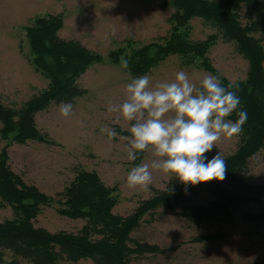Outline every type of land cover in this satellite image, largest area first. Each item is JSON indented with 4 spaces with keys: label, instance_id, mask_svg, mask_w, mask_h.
<instances>
[{
    "label": "rangeland",
    "instance_id": "rangeland-1",
    "mask_svg": "<svg viewBox=\"0 0 264 264\" xmlns=\"http://www.w3.org/2000/svg\"><path fill=\"white\" fill-rule=\"evenodd\" d=\"M171 0H0V99L6 106L20 107L33 95L49 84L32 61L25 26L36 17L61 15L63 27L59 36L64 40L80 42L87 49L102 54L104 60L93 64L77 81L86 91L72 104L68 117L60 114L62 103L52 102L36 115L38 128L47 133L54 143L28 141L14 142L8 148L9 164L29 184L42 192L56 195L67 187L75 176L76 166L97 171L108 186H117L118 204L115 214L132 213L141 201L149 199L157 191L166 190L172 174L153 170L148 188L129 187L127 174L132 167L127 158L130 122L122 117L112 121L119 113H109V102L119 104L126 99L125 85L135 76L112 62L108 53L128 46L126 52L151 42H164L171 30L170 16L174 9ZM247 8L242 14L245 15ZM190 38L205 40L218 30L201 18L191 22ZM264 46V33L257 34ZM207 56L222 76L231 81L245 79L249 69L248 60L239 53L234 42L221 35ZM179 71L188 74L197 86L204 76L211 73L197 65L186 66L177 55H171L147 75L152 85L175 79ZM212 75V74H211ZM115 128L118 135L109 140L100 128ZM126 131L127 134H121ZM0 139V152L9 143ZM239 136L222 137L210 152L209 159L220 152L227 157L236 151ZM156 157L147 151L141 162L151 163ZM250 184H264V152L248 161L242 173ZM210 185L198 186L186 192L190 204L215 209L212 202L217 196L209 190ZM230 205L229 213L214 210L211 219L192 221L182 215L185 204L172 207L160 206L146 214L141 225L132 232V238L155 245L161 250L133 256L130 264H264V198L259 201ZM246 213L258 214L257 219ZM10 207H0V223L12 218ZM34 224L52 233L67 231L78 233L86 219L60 215L56 208L44 206ZM218 234L215 239L197 241V236ZM131 246H133L131 244ZM25 264H30L25 262ZM76 264H94L81 260Z\"/></svg>",
    "mask_w": 264,
    "mask_h": 264
},
{
    "label": "trees",
    "instance_id": "trees-1",
    "mask_svg": "<svg viewBox=\"0 0 264 264\" xmlns=\"http://www.w3.org/2000/svg\"><path fill=\"white\" fill-rule=\"evenodd\" d=\"M170 4L174 11L170 16L171 30L164 42H151L127 53L129 44L112 50L108 57L116 64L121 59L128 60L127 70L135 77L148 74L171 55L180 57L186 66L197 65L212 75H221L207 54L219 35L236 44L239 53L249 62L246 78L235 81L239 84L240 107L247 110L248 120L238 135L236 151L225 157L224 180L185 185L171 176L166 190L157 191L155 196L141 201L126 216L113 211L119 201V188L108 186L97 171L76 166L70 184L56 195L44 193L25 181L9 164L10 144L54 143L38 128L36 115L52 102H73L83 96L86 91L77 81L93 64L104 60L102 54L87 49L80 42L59 36L63 27L61 15L36 17L25 26V33L31 61L49 84L18 108L6 106L0 99V139L10 141L0 152V207L13 210L12 218L0 223V264H76L87 259L94 264H130L135 255L140 257L161 250L131 235L146 214L162 205L185 204L182 215L195 222L211 219L214 210L228 214L230 205L264 198V184H250L242 176L249 159L264 152V46L257 37L264 33V0H171ZM244 8H247L245 15L242 14ZM195 18L203 19L218 33L202 41L191 39L190 22ZM221 77L224 85L231 81ZM228 118L234 121L236 113ZM146 152L131 164L140 165ZM205 184H209V190L217 196L212 202L215 209L192 205L186 198L187 191ZM44 206H54L62 216L86 219V224L78 233L63 230L52 233L38 228L34 221ZM246 217L257 219L259 215L246 213ZM217 237L218 234H209L197 236L196 240L204 242Z\"/></svg>",
    "mask_w": 264,
    "mask_h": 264
},
{
    "label": "clouds",
    "instance_id": "clouds-1",
    "mask_svg": "<svg viewBox=\"0 0 264 264\" xmlns=\"http://www.w3.org/2000/svg\"><path fill=\"white\" fill-rule=\"evenodd\" d=\"M128 60L121 66L128 68ZM239 84L222 83L221 75H206L197 86L184 71L171 82L151 84L149 75L132 78L125 85L126 99L119 104L109 102L107 111L119 113L130 122L127 158L151 151L156 159L132 167L127 174L129 187L148 188L153 170L170 173L185 185H196L213 179L224 180L226 160L220 152L211 159L210 152L222 137L239 135L248 120V112L241 109ZM60 114L72 113L71 103H62ZM233 112L237 119H229ZM101 134L109 140L117 137L115 128L102 126Z\"/></svg>",
    "mask_w": 264,
    "mask_h": 264
}]
</instances>
